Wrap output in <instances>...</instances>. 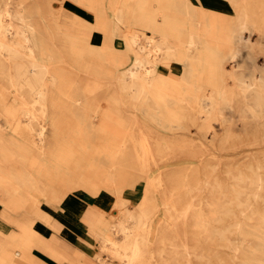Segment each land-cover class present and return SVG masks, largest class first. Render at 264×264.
I'll use <instances>...</instances> for the list:
<instances>
[{"label":"bare ground","instance_id":"obj_1","mask_svg":"<svg viewBox=\"0 0 264 264\" xmlns=\"http://www.w3.org/2000/svg\"><path fill=\"white\" fill-rule=\"evenodd\" d=\"M75 1L95 12V27L105 35L103 45L89 43L92 26L78 17L76 32L65 31L50 10L44 28V17L33 7L16 9L0 0V74L23 100L21 112L5 107L7 92L0 85V115L5 117L0 122V217L5 221L0 220L13 222L10 214L20 210L28 218L29 207L39 215V195L63 199L68 187L95 195L101 185L121 186L129 177L122 166L145 171L158 163L164 149L242 141L264 145V0H229L234 14L201 0H111L116 19L127 18L134 26L125 36L131 61L111 44L103 0ZM136 28L143 33L142 43ZM173 61L183 64L182 74L159 70V64ZM112 85L122 103L144 112L167 132L155 130L148 119L140 124L136 115L125 123L111 111L117 102L108 95H103L111 108L104 114L105 123L95 124L101 102L93 106L88 95ZM18 115L27 122L21 123ZM9 127L24 135L31 150L6 140L3 129ZM217 165L205 163L192 177L170 171L175 182L170 190L161 184V176V181H146L132 208L130 195L116 194L118 220L109 232H121L124 239L119 244L112 233H100L105 247L127 264H154L146 261L145 253L156 245L160 264H184L185 257L198 256L193 243L204 239L244 251L241 264H264L261 167L225 170L224 179ZM88 198L93 202L94 197ZM235 208L242 217L234 215ZM24 220L16 233L0 229L7 240L0 245V264L40 263L31 255L37 217ZM253 239L255 244L250 243ZM48 249L58 259L75 262L67 247Z\"/></svg>","mask_w":264,"mask_h":264},{"label":"rangeland","instance_id":"obj_2","mask_svg":"<svg viewBox=\"0 0 264 264\" xmlns=\"http://www.w3.org/2000/svg\"><path fill=\"white\" fill-rule=\"evenodd\" d=\"M6 3V6L15 7L16 9L19 6L28 5L34 8L38 15H42L44 20H42L44 28L48 26V14L54 11L61 21L65 31L76 32L77 27V17L82 19L87 25L92 26V31L89 36V43L93 46H101L104 43L105 35L102 30H99L95 27L96 25V14L87 6L80 4L75 0H3ZM194 3H197L199 0H192ZM104 4H106V20L108 21L107 32L110 38H112L111 44L113 47L118 50H124V53L128 56L127 61H131L132 57V49L126 47L125 36H130L133 31L134 26L130 24V20L127 18H122L121 20H117L115 16V11L109 8V4L112 3L111 0H103ZM205 4V6L209 8H214L225 12L227 14H234V7L230 3L229 0H201ZM80 4V5H79ZM113 4V3H112ZM83 6V7H82ZM8 17V16H7ZM85 19V20H84ZM10 20V19H8ZM138 34V40L142 43L143 33L139 28L134 30ZM145 34H151V32L146 31ZM253 40L256 39L257 34L254 33L252 36ZM138 47V46H137ZM131 54V55H130ZM125 55V56H126ZM260 61V60H259ZM159 70L169 74L173 72L174 74H182L183 64L178 61H173L169 66L165 64L158 65ZM85 69V68H84ZM83 72H85L82 69ZM0 85L5 86L6 89V100L5 107H9L15 109V112H21L23 106V100L16 95L14 88L10 86L8 83V78L4 77L0 74ZM103 88V87H102ZM12 90V91H8ZM105 97L108 95V99L112 98L117 102V108L111 109L108 105L107 99ZM89 103L92 105H98L101 102L100 110L101 113L99 116L94 118L95 124H104L106 116L104 115L107 110H113V114H119V118H121L125 123H132L135 119L141 124L145 123L147 120L148 124L153 127L155 130H159L160 132H167L160 124L150 120L144 112H139V110H134L133 107L127 106V104L122 103L121 96L119 94L118 88L116 85H112L109 90L102 92L101 90L97 93H90L88 95ZM72 101V100H70ZM1 102V100H0ZM130 107V108H129ZM133 110V111H132ZM135 111V112H134ZM91 112V111H90ZM92 111L91 113H93ZM73 113V112H72ZM71 114V113H70ZM138 114V115H137ZM0 115V122L5 123V117ZM72 117H67L68 120H71ZM75 118V117H74ZM17 119L21 123H26L28 118L26 116L18 115ZM3 133L5 135L6 140L12 143H17L19 145H23L30 149V145H32L23 134L14 130V128H5L3 129ZM241 143L243 145H241ZM31 150V149H30ZM29 150V151H30ZM32 156V153H30ZM213 155H216L213 157ZM212 156V157H211ZM216 163L218 173L225 179L227 178V174L225 170H245L250 172V168H255L256 166L261 167V171L264 175V145H249L244 141L240 143L227 144L224 147H188V148H173L171 150L164 149L163 156L159 158V161L156 165L152 164L145 171L141 169H137L135 166L124 165L123 169L127 172L129 177H126L127 181H123L121 186L112 185L110 187L100 186L99 193L93 195L90 192H85L84 189L76 187L65 189V197L63 199L59 197L47 198L44 195L38 196V203L40 202V210L39 215H37L36 211L32 207H29V217H25L22 215V210L15 211V213H11L10 216L13 222L6 221L5 226L8 228L18 227L20 230L19 223L25 221L24 219H32L37 217L35 223L39 228L48 227L46 231L49 230L51 232L52 240L59 242L61 237H70L73 239L74 234L77 232L80 237L76 246L80 249L73 251V256L75 257V262L71 259L68 261H64L62 264H127L124 259L120 256L112 253L108 250L101 237L102 234H110L109 232L110 225L115 223L118 220L119 208L114 206L115 196L118 193H124L125 195L131 196V201L128 204V207H134L137 202L141 199L142 194L144 192V185L146 181L150 180H160L162 177L163 185H167V189L170 190L173 188L172 185L175 184L174 181L169 178L168 173L171 171L183 172V174L192 177V172H196V169L201 167L205 163ZM118 175V174H117ZM122 177L118 181H120ZM124 179V180H125ZM132 179V180H131ZM135 179V180H134ZM135 181V182H134ZM134 182V183H133ZM162 185V186H163ZM162 186L158 187L157 196L159 199L162 198ZM91 196L95 201H91L90 206L87 203H84L82 200L85 196ZM111 196V198H109ZM108 198V199H107ZM32 200V199H30ZM62 200V201H61ZM62 204L63 209L59 210V204ZM82 204V212L80 215H76L77 211L72 209L79 208V203ZM106 202V203H105ZM132 202V203H131ZM264 203V201H262ZM259 203V206L262 205ZM55 204V205H54ZM66 207H65V205ZM131 204V205H130ZM112 205V206H111ZM4 207L3 203H0V212ZM88 207V208H87ZM87 208V209H86ZM86 209V210H85ZM77 210V209H76ZM85 211V212H84ZM36 212V213H35ZM25 213V211H24ZM23 213V214H24ZM78 213V212H77ZM83 213V214H82ZM162 212H158L154 215L153 225L157 226L159 223V216ZM22 215V216H21ZM238 218L243 216V213L235 208V213ZM24 219H23V218ZM3 221V217H0ZM44 221L46 224H43ZM8 222V223H7ZM60 222V223H59ZM77 224L78 231L73 230L70 226H73L74 223ZM230 220L226 221L229 223ZM255 223V221H252ZM34 223V224H35ZM33 224V226H34ZM73 224V225H72ZM62 225H66L68 228H64L61 232L60 227ZM80 227V228H79ZM33 229V227H32ZM8 231V230H7ZM11 231V230H10ZM64 231V232H63ZM61 232V234H60ZM76 233V234H77ZM60 237V238H59ZM112 238L114 241L121 244L124 237L121 232L112 233ZM183 237V236H181ZM188 239L187 237L185 238ZM204 240V239H203ZM200 240L199 243L194 242V247H197L195 250L198 256H193L192 258H184V264H241L240 258L244 259L245 253L244 251L238 252L234 250V248L230 246H221L220 244H211L209 242H205ZM34 243L32 244V248H39L42 251L50 254L52 253L48 251V245L50 247H57L56 244L47 242L43 239L37 237L34 238ZM191 241V240H190ZM256 240H251V244H255ZM250 243H245L244 246L250 245ZM192 243H190L191 245ZM67 247V252L70 253L69 244L65 245ZM168 246V245H167ZM64 247V246H63ZM64 247V248H66ZM73 250V249H71ZM32 252V250H31ZM35 253H39V251H35ZM165 253V252H164ZM71 254V253H70ZM168 256H172L174 258V254L170 253L169 250L165 253ZM238 257L236 258V256ZM55 257V256H53ZM56 258V257H55ZM146 261H153L154 264H160V255L157 252V246L153 245L150 247V250L145 253ZM58 259V258H57ZM136 264H146L144 261H136Z\"/></svg>","mask_w":264,"mask_h":264},{"label":"crops","instance_id":"obj_3","mask_svg":"<svg viewBox=\"0 0 264 264\" xmlns=\"http://www.w3.org/2000/svg\"><path fill=\"white\" fill-rule=\"evenodd\" d=\"M62 201V200H61ZM84 203H87L88 204V206H90V203H92L91 202V200L88 198V196L86 197L85 196V198L82 200ZM94 201V200H93ZM62 204H63V202L61 203V204H59V206H58V208H59V210H62L63 209V206H62ZM82 202L81 203H79L78 204V207L79 208H76V209H72V210H74V211H77L76 212V215L78 216V215H80V212H82ZM55 205V204H54ZM65 205V204H64ZM84 206H85V204H83ZM65 207H66V205H65ZM88 208V207H87ZM86 208V209H87ZM85 209V210H86ZM64 210V209H63ZM85 212V211H84ZM83 214V213H82ZM10 222V221H9ZM60 223V222H59ZM5 223L2 221V220H0V229L1 230H3V231H5V232H7V234H8V232H12V234L13 233H16V232H18V227H15V228H12V227H10V228H8V226H5L4 225ZM43 224H46V222L44 221V223ZM36 225H38L37 223H35L34 224V226H33V231H34V233L37 235V237H39L40 239H43V240H45V241H47L48 243L49 242H51V243H54V244H56L57 246H59V247H62V246H64V247H66L65 245L66 244H69L70 246H69V248H70V253L71 254H73V251H75V250H79L80 251V249L76 246V244L78 243V240H79V237H80V235L77 233V232H72V233H75L74 234V237H73V239L72 238H70V237H66V235H65V237L63 236V237H59L60 238V240H59V242H57V241H55V240H52V238H51V232H49V230L48 231H46L47 229H48V227H44V228H39V227H37ZM73 225V224H72ZM71 228H73V230H76V231H78V232H80L79 230L80 229H77V224H76V222L74 223V225L73 226H70ZM64 228H67V229H70V228H68L66 225H62L61 227H60V229H61V232H62V230L64 229ZM80 228V227H79ZM7 230H9V231H7ZM11 230V231H10ZM61 232H60V234H61ZM64 232V231H63ZM77 233V234H76ZM7 240H6V237L3 235V233L0 231V245L1 244H3V243H5ZM47 247H49L50 248V245H48ZM14 248V247H13ZM71 249H73V250H71ZM39 251V253H41V254H38V253H35V251ZM48 251H49V249H48ZM2 251H0V259H1V257L3 256L2 255V253H1ZM70 254V255H71ZM32 257H34V259H38V261L40 262L39 264H62L64 261H68V260H62V259H57V258H55V257H53V256H51L50 254H48V253H46V252H44V251H42L41 249H39V248H32ZM71 257V256H70Z\"/></svg>","mask_w":264,"mask_h":264}]
</instances>
